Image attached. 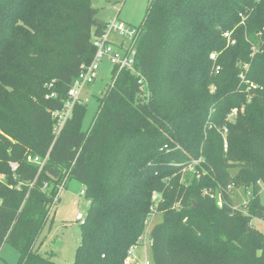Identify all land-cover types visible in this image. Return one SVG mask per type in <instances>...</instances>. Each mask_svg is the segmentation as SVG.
<instances>
[{
    "label": "trees",
    "instance_id": "1",
    "mask_svg": "<svg viewBox=\"0 0 264 264\" xmlns=\"http://www.w3.org/2000/svg\"><path fill=\"white\" fill-rule=\"evenodd\" d=\"M96 14L92 0H0V88L11 90L8 85L21 80L34 92L40 83L42 100L36 106L11 95L7 103L18 114L12 123L0 121L6 135H0V247H14L17 264H54L36 242L68 173L83 185L89 205L73 264H125L151 216L154 192L163 217L150 233L153 264H264V235L252 224L255 213L264 212L258 195L264 182V62L258 59L264 0H151L139 25L134 70L113 67L90 128L81 131L85 103L76 104L54 139L50 110L62 107L80 66L94 55L92 37L106 23ZM255 19L261 32L255 43L242 34L226 43L225 31L238 25L239 33ZM213 51L220 52L215 60ZM242 60L249 62L246 73ZM241 75L256 86L247 89ZM53 80L57 96L47 99ZM242 103L248 160L236 162L231 138L224 153L220 134H205L203 127L210 113L222 124ZM47 154L41 168L27 159ZM189 155L201 159L198 177L187 171ZM229 185L244 197L251 191L245 211L233 207L229 192L221 206L203 194Z\"/></svg>",
    "mask_w": 264,
    "mask_h": 264
},
{
    "label": "rangeland",
    "instance_id": "2",
    "mask_svg": "<svg viewBox=\"0 0 264 264\" xmlns=\"http://www.w3.org/2000/svg\"><path fill=\"white\" fill-rule=\"evenodd\" d=\"M151 0H92V5L97 9L96 17L104 22L109 21L111 18L117 17L119 21H124L125 23L132 26H139L146 15L148 4ZM257 20H253L247 28L240 29L238 33V25H234L232 29H228V32L233 39V42L226 39V43L233 44L237 41L238 35L246 37L247 40L255 43V39L261 35L260 31L255 32V28L258 26ZM255 36V37H254ZM119 39L118 36H116ZM259 41V40H258ZM255 47V45H252ZM216 56H219V51H213ZM163 51H161V55ZM261 61L264 62V54L260 56ZM243 61V62H242ZM239 62L241 68L244 70L241 73H246L249 62L242 60ZM113 65L107 58H103L98 63L97 78L93 83L87 84L83 90V100L85 101V111L83 114V119L81 123V131H87L98 111L99 99L103 96L107 88L111 83V71ZM6 85V84H5ZM11 90H2L0 88L1 96L3 101L0 105V121L13 122V118L18 111L11 107L10 102L7 103V99L11 95H16L19 99H25L30 101L33 105L38 106L42 103L39 96L40 83L35 86V91L29 90V85L25 84L23 81L11 83L8 85ZM247 101L250 102L252 95H246ZM233 112L234 114H229ZM245 104L236 106L232 108L224 119V123H215L212 114L208 116L204 124L205 134L210 130H214L216 134L224 139H227L229 145V138H231V151L236 155V162L247 161L246 153V142L247 125L241 121V117L245 114ZM229 126L227 135H224L223 128ZM0 135L4 136L5 133L0 129ZM6 136V135H5ZM4 136V137H5ZM5 139V138H4ZM224 148V147H223ZM229 148V147H228ZM228 150V149H227ZM224 149V153L227 151ZM4 148L0 145V152H3ZM190 158H193L189 155ZM3 160V156L0 155V161ZM200 158H193L187 166V171H192L197 177L198 172L195 170V165L199 162ZM186 171V172H187ZM200 172V171H199ZM230 176L234 177L235 170L230 169ZM234 185V184H233ZM231 187H221L207 188L203 191L204 195L213 196L215 201L219 200V197L224 193H230L233 199V205H240L243 201L247 200L243 193L238 190L235 186ZM235 190V191H232ZM237 194V196H236ZM259 200L264 206V182L260 183L259 186ZM236 196V197H235ZM56 204L50 212L48 220L43 225L38 240L36 242V248L41 255L49 256L50 260L54 264H73L75 260L76 249L81 242L82 231L80 227V221L76 220L77 213L81 212L84 215L87 214L89 205L87 204V199L83 195V185L80 181L68 177L65 185L58 194V200L55 201ZM163 214L156 210L152 217L149 219V226H153L162 220ZM252 224L255 229L264 235V212L257 211L255 216L252 217ZM185 234L188 239H192V233L188 229H184ZM183 231V232H184ZM192 242V241H191ZM195 243V242H194ZM175 244L172 246L174 247ZM53 252L54 254H50ZM261 248H256V254L260 255ZM146 254L147 259L152 264V247L146 243V247L140 246L136 251L135 255L142 259ZM19 252L9 245L8 243H3L0 249V264H17L19 261Z\"/></svg>",
    "mask_w": 264,
    "mask_h": 264
},
{
    "label": "built area",
    "instance_id": "3",
    "mask_svg": "<svg viewBox=\"0 0 264 264\" xmlns=\"http://www.w3.org/2000/svg\"><path fill=\"white\" fill-rule=\"evenodd\" d=\"M239 15L242 18V23H243L245 16L242 13H240ZM140 32H141L140 26L129 25L124 21H119L117 17H114L105 23L104 30L101 34L93 35L92 44L95 48V52L91 61L82 64L80 66V70L77 76L74 78L71 86L68 88L67 98L64 101L62 107L59 109L50 110V116L51 119L53 120L52 133L54 135V139H56L57 136L61 133L66 122L71 117L74 106L76 104L85 103V101L83 100L84 87L87 84L93 83L97 78L98 63L103 58L109 59L113 67H117L119 70H123V69L134 70L135 56H136L135 44L140 35ZM223 35L227 38L228 41L233 42V39L231 38V35L228 31H225ZM116 36H118L119 39H117ZM215 57H216L215 53L210 54V58L212 60H215ZM219 70H220L219 65L214 66V71L216 73L219 72ZM241 77H242V81L249 83L247 89L256 86L254 83L245 80L243 75H241ZM53 86H54V80L46 84L48 93L46 94L45 97L47 99L55 98L57 96V92L53 89ZM232 114L234 113L231 112L229 116ZM223 133L224 135H227L228 133L227 126L223 128ZM223 147L226 150L228 148V142L225 137L223 139ZM47 158H48V154L43 159H41L38 156L36 157L28 156L27 159L30 162L39 164L41 168ZM10 166L12 169L16 168V164L13 162H11ZM67 179H68V173L63 176L61 182L57 185V191L53 199L51 210L55 206L56 204L55 201L58 200V194L65 185ZM231 186L232 185H229L228 187ZM48 187H49L48 183L45 182L43 188H48ZM250 197H251V191L248 190L247 200L240 203L239 206L234 205L233 207L235 209L245 211L246 204L248 203ZM151 200L153 202V204L150 207L151 216H149L145 220L144 231L140 234L138 239L128 248L127 255L124 259L125 264H151L147 259L146 254L143 256L142 259H139L135 255L136 251L139 249L140 246H143L144 248L146 247V243H148L152 247L153 239L150 236L152 226L151 227L149 226V219L152 217L154 212H156L155 205L159 200L158 194L154 192ZM222 201H223V196L221 195L219 197V200L217 201V205L221 206ZM84 219H85V215L83 213L81 212L77 213L76 215L77 221L83 223Z\"/></svg>",
    "mask_w": 264,
    "mask_h": 264
},
{
    "label": "water",
    "instance_id": "4",
    "mask_svg": "<svg viewBox=\"0 0 264 264\" xmlns=\"http://www.w3.org/2000/svg\"><path fill=\"white\" fill-rule=\"evenodd\" d=\"M196 206V204H194V206L193 207H195Z\"/></svg>",
    "mask_w": 264,
    "mask_h": 264
}]
</instances>
